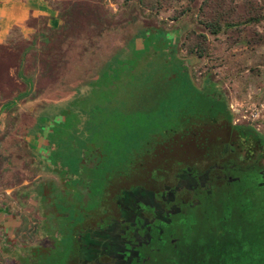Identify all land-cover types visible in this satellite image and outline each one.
Wrapping results in <instances>:
<instances>
[{
	"label": "rangeland",
	"instance_id": "1",
	"mask_svg": "<svg viewBox=\"0 0 264 264\" xmlns=\"http://www.w3.org/2000/svg\"><path fill=\"white\" fill-rule=\"evenodd\" d=\"M44 1L55 19L32 17V31L14 27L0 43V264L73 261L74 230L98 205L107 175L197 152L186 141L193 131L180 140L184 128L218 127L226 104L233 122L264 140V114L253 120L248 110L264 103V83L244 78L264 63V41L249 45L248 28L231 45L224 32L207 35L198 56L188 48L205 32L202 0L158 9ZM251 28L264 34V22ZM253 175L263 180L264 168Z\"/></svg>",
	"mask_w": 264,
	"mask_h": 264
},
{
	"label": "flooded vegetation",
	"instance_id": "2",
	"mask_svg": "<svg viewBox=\"0 0 264 264\" xmlns=\"http://www.w3.org/2000/svg\"><path fill=\"white\" fill-rule=\"evenodd\" d=\"M212 124L187 135L197 152L108 181L81 215L68 264H192L203 245L232 234L264 246V178L253 175L264 168L261 141L247 124Z\"/></svg>",
	"mask_w": 264,
	"mask_h": 264
},
{
	"label": "trees",
	"instance_id": "3",
	"mask_svg": "<svg viewBox=\"0 0 264 264\" xmlns=\"http://www.w3.org/2000/svg\"><path fill=\"white\" fill-rule=\"evenodd\" d=\"M124 1L127 2L129 0ZM138 2L150 9H158L169 5V0H138ZM188 9L189 5L187 4L179 11V14L185 13ZM199 15L200 23L204 26L205 32L195 33L192 44L188 48L198 56H202L205 53L208 43L207 35L215 36L224 32L226 34L225 41L231 45L238 42L240 40L241 31L248 28L249 45H257L264 41V34L251 28L253 25L264 22L263 5L256 0H250L243 4H237L231 0L228 2L224 0H202L199 7ZM226 107L230 114L221 119L232 122V114L228 108V104H226ZM215 116L213 119H219V115ZM200 124L208 123H198L190 127L187 126L183 130L184 137L181 139H184L192 131V127ZM246 130L255 132L256 136L261 141L262 147L264 146V140L254 128L250 127ZM129 170H131V168L118 171L117 173L113 172L112 175L108 174L107 182L122 174L128 173ZM244 238L243 236L239 237L232 234L226 240H224L223 237L218 240V242L213 240L201 247L198 254L195 256L197 260H194L192 264H257V259H262V264H264V256L258 253V250L264 249V246L253 243L249 244L251 241ZM249 252L251 254H248Z\"/></svg>",
	"mask_w": 264,
	"mask_h": 264
},
{
	"label": "crops",
	"instance_id": "4",
	"mask_svg": "<svg viewBox=\"0 0 264 264\" xmlns=\"http://www.w3.org/2000/svg\"><path fill=\"white\" fill-rule=\"evenodd\" d=\"M40 1H43L41 4ZM47 16L48 23L55 19L50 6L44 0H0V43L9 39L10 31L15 27L23 33L32 31L33 27L27 25V21L35 16ZM28 34V33H27ZM257 74L245 75V81L248 80L256 83H264V63L259 65ZM241 77L240 74L235 75L234 81L238 84Z\"/></svg>",
	"mask_w": 264,
	"mask_h": 264
},
{
	"label": "built area",
	"instance_id": "5",
	"mask_svg": "<svg viewBox=\"0 0 264 264\" xmlns=\"http://www.w3.org/2000/svg\"><path fill=\"white\" fill-rule=\"evenodd\" d=\"M231 108L233 109V106L230 105ZM248 110H249V116L253 119V120H257L259 118H261L264 114V103L262 102H249V106H248Z\"/></svg>",
	"mask_w": 264,
	"mask_h": 264
}]
</instances>
